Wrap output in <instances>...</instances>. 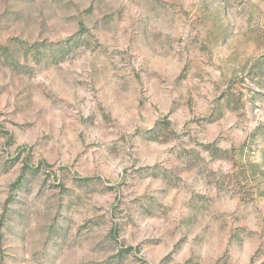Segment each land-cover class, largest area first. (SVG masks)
<instances>
[{
    "label": "rangeland",
    "instance_id": "374dc122",
    "mask_svg": "<svg viewBox=\"0 0 264 264\" xmlns=\"http://www.w3.org/2000/svg\"><path fill=\"white\" fill-rule=\"evenodd\" d=\"M0 264H264V0H0Z\"/></svg>",
    "mask_w": 264,
    "mask_h": 264
}]
</instances>
